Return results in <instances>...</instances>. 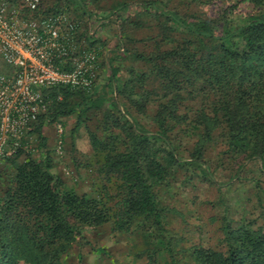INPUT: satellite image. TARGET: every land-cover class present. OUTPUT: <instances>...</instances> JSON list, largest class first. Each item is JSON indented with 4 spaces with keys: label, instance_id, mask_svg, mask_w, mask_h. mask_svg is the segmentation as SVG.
<instances>
[{
    "label": "rangeland",
    "instance_id": "rangeland-1",
    "mask_svg": "<svg viewBox=\"0 0 264 264\" xmlns=\"http://www.w3.org/2000/svg\"><path fill=\"white\" fill-rule=\"evenodd\" d=\"M46 1L52 4L59 0ZM65 1L70 15L79 22L81 36L88 37L96 51L99 78L92 95L67 94L64 102L69 114L58 115L53 121L44 119L40 132L45 144L38 149L39 134L33 133L31 158L39 160L49 153L50 171L77 195L96 201L101 198L111 206L117 198L119 179L108 173L107 180L102 167L105 150L94 149L91 138L96 135L109 148L120 150L129 143L133 129L148 135L161 131L162 121L156 120L160 106H172L174 101L173 92H164V84L174 81L172 77L156 76L157 69H153L149 58L181 48L200 58L225 41L222 36L231 27L244 25L261 10L248 0ZM189 24H204L210 34H194ZM225 43L239 52L245 49L243 39L235 35ZM263 60L264 55L254 63L256 70L262 68ZM113 67L119 68L117 84L137 83L139 90L149 93L144 94L147 102L142 111L108 86ZM7 69L0 56V72ZM139 72L149 77L142 86L136 82ZM185 89L179 92L182 100L175 99L176 113L183 120L168 116L163 121L162 130L175 143L182 165H169L166 178L154 187L162 228L152 221L144 224L138 218L121 229L112 216L94 228L83 229L61 254L63 264H170L169 252L175 264H195L190 255L194 246H212L224 252L229 247L230 228L244 226L264 231V155L250 156L251 149H247V153L234 156L223 125L188 121L200 114L212 96L196 97ZM122 113H127L124 116L128 121L123 120ZM56 121L62 122L65 132L59 152L54 150ZM201 144V158H192L190 152ZM13 171L14 165L0 158V192ZM168 238L173 249L165 248ZM15 264L31 263L19 259Z\"/></svg>",
    "mask_w": 264,
    "mask_h": 264
},
{
    "label": "trees",
    "instance_id": "trees-1",
    "mask_svg": "<svg viewBox=\"0 0 264 264\" xmlns=\"http://www.w3.org/2000/svg\"><path fill=\"white\" fill-rule=\"evenodd\" d=\"M61 1V0H59ZM58 1V2H59ZM99 2L100 0H87ZM212 1V0H211ZM260 8L258 12L239 27H231L222 38L226 41L235 35L244 41L242 52L231 48L225 41L214 49H208L200 58L186 48L164 51L150 61L156 76L172 77L164 84V92H173V105L160 106L157 121L164 127L168 116L182 121L176 113L175 103L182 100L180 90L188 94H201L212 100L200 109V114L188 121H205L213 126L223 125L228 136V148L234 156L247 153L261 158L264 155V64L256 70L255 62L264 55V0H248ZM57 3L44 0L47 10ZM66 2V1H65ZM69 10V9H68ZM189 30L199 36L210 34L205 25L189 24ZM214 35L209 37L213 38ZM231 45V44H230ZM144 58V57H139ZM169 62V65H164ZM264 63V60H263ZM119 68H111L108 86L137 110L144 108L147 99L138 85L117 84ZM140 86L147 82L148 73H137ZM51 100L46 115L42 116L31 132L38 133V149L45 144L41 127L45 118L51 121L58 115L69 114L64 98L68 95H92V91L53 86L45 90ZM144 100V102H142ZM122 113L124 121H128ZM117 120V119H114ZM129 125V123L127 122ZM131 128V126L129 125ZM148 135L132 130V136L124 149L108 147L96 135H92L94 149L105 150L103 172L116 175L118 193L109 206L101 198L96 201L85 195H77L57 173L51 170L49 153L39 160L30 153H18L14 157L1 158L14 165L5 190L0 192V264H15L23 259L31 264H63L60 256L67 251L85 228L109 221L114 216L117 227L124 229L135 219L142 223L152 221L162 228L158 210L155 184L164 180L169 165H182L176 156L177 148L164 130ZM210 135V133H207ZM205 137V135H203ZM190 152L191 157L201 158L202 144ZM23 157V160H18ZM111 177V176H110ZM229 247L222 252L212 246H194L190 252L195 264H264V231L261 228L240 226L228 229ZM165 248L173 249L168 238ZM170 264H175L169 252Z\"/></svg>",
    "mask_w": 264,
    "mask_h": 264
},
{
    "label": "built area",
    "instance_id": "built-area-1",
    "mask_svg": "<svg viewBox=\"0 0 264 264\" xmlns=\"http://www.w3.org/2000/svg\"><path fill=\"white\" fill-rule=\"evenodd\" d=\"M65 0L47 10L44 0H0V158L34 151L33 132L46 115L53 86L92 91L99 63L90 40L81 36ZM55 151H61L64 126L54 123Z\"/></svg>",
    "mask_w": 264,
    "mask_h": 264
}]
</instances>
